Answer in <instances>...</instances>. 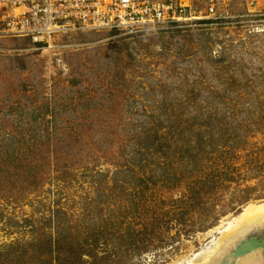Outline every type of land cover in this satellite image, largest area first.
Listing matches in <instances>:
<instances>
[{
    "label": "rangeland",
    "instance_id": "obj_1",
    "mask_svg": "<svg viewBox=\"0 0 264 264\" xmlns=\"http://www.w3.org/2000/svg\"><path fill=\"white\" fill-rule=\"evenodd\" d=\"M151 1L199 20L0 40V264H179L264 202V0Z\"/></svg>",
    "mask_w": 264,
    "mask_h": 264
},
{
    "label": "built area",
    "instance_id": "obj_2",
    "mask_svg": "<svg viewBox=\"0 0 264 264\" xmlns=\"http://www.w3.org/2000/svg\"><path fill=\"white\" fill-rule=\"evenodd\" d=\"M198 20L187 6L151 0H0V40L23 38L45 46L57 35L139 37Z\"/></svg>",
    "mask_w": 264,
    "mask_h": 264
},
{
    "label": "bare ground",
    "instance_id": "obj_3",
    "mask_svg": "<svg viewBox=\"0 0 264 264\" xmlns=\"http://www.w3.org/2000/svg\"><path fill=\"white\" fill-rule=\"evenodd\" d=\"M264 225V202L257 205H247L241 213L224 227L217 230L218 238H213L199 255H194L179 264H264V249L257 247L252 241H247V235ZM242 240L246 241V255L233 257V250ZM231 249V250H230ZM199 253V252H198ZM241 258V259H240ZM232 259V261H229ZM239 263H236L235 261Z\"/></svg>",
    "mask_w": 264,
    "mask_h": 264
},
{
    "label": "trees",
    "instance_id": "obj_4",
    "mask_svg": "<svg viewBox=\"0 0 264 264\" xmlns=\"http://www.w3.org/2000/svg\"><path fill=\"white\" fill-rule=\"evenodd\" d=\"M210 136H212L210 134ZM210 138V137H209ZM213 138H210V145L214 143V140H212ZM224 139H222L221 141H223ZM224 145L227 144L229 142V140H224ZM203 142H204V137H198V139L196 140L195 144L198 147H202L203 146ZM41 248V247H40ZM39 249V247L37 248ZM47 249H51V244L48 243L46 244V250ZM57 254L55 256L56 263L55 264H85L83 262V254L80 253V250H78V247L74 244H69L68 248L65 249L64 248V252L61 253L60 248H57ZM63 251V250H62ZM42 249H39L38 254H35V257H37L38 261H36V264H54L51 260L48 261V258L50 257V251L48 250V252H45L43 250V253L46 255V259L43 258L42 256ZM52 253V252H51ZM16 255L17 258H23L24 257V252L21 253H14Z\"/></svg>",
    "mask_w": 264,
    "mask_h": 264
},
{
    "label": "water",
    "instance_id": "obj_5",
    "mask_svg": "<svg viewBox=\"0 0 264 264\" xmlns=\"http://www.w3.org/2000/svg\"><path fill=\"white\" fill-rule=\"evenodd\" d=\"M262 240H259L256 237H254V238L250 237V238H248L247 241H252L255 245H257V247L264 249V240L263 241ZM245 244H246L245 240H242L241 242H239L238 246L233 250L232 255L234 258H238V257H241L243 255H246L250 250H252L251 248L247 249V247H246L247 245L245 246Z\"/></svg>",
    "mask_w": 264,
    "mask_h": 264
},
{
    "label": "flooded vegetation",
    "instance_id": "obj_6",
    "mask_svg": "<svg viewBox=\"0 0 264 264\" xmlns=\"http://www.w3.org/2000/svg\"><path fill=\"white\" fill-rule=\"evenodd\" d=\"M263 227H264V226H262V228H263ZM262 228H261V229H262ZM250 233H251V232H250ZM250 233H249V234H250ZM249 234H248V235H249ZM248 235H247V236H248ZM257 239H259V240H262V239H263V240H264V235L261 236L260 238H257ZM263 240H262V241H263Z\"/></svg>",
    "mask_w": 264,
    "mask_h": 264
}]
</instances>
